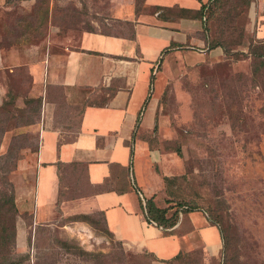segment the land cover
Instances as JSON below:
<instances>
[{"label":"rangeland","instance_id":"rangeland-1","mask_svg":"<svg viewBox=\"0 0 264 264\" xmlns=\"http://www.w3.org/2000/svg\"><path fill=\"white\" fill-rule=\"evenodd\" d=\"M240 1L223 0V10L229 11L222 13L224 23L208 18L207 11L202 19L208 38L223 29L229 54L204 61L186 59V51L200 53L194 45L159 58L149 90L154 99L152 126L134 132L144 147L141 163L156 177L152 201L169 212L182 203L204 211L219 227V251L194 248L173 259H159L128 248L108 231L100 214L90 213L86 220L80 214H65L59 206L62 188L51 220L32 223L28 215L16 214L11 257L0 259V264H264V64L255 72V61L242 54L264 38L255 36L256 0L242 12ZM113 3L0 0V48L22 56L29 53L37 60L48 38L107 27L128 33L122 19L112 16ZM11 69L6 83L14 105L6 107L8 113L0 110L4 128L19 125L25 98H36L27 92L26 65ZM29 135L13 141L18 155L9 158V168L18 158L30 163L24 149L31 154L37 143ZM19 161L7 174L13 189L26 169L18 168Z\"/></svg>","mask_w":264,"mask_h":264},{"label":"crops","instance_id":"crops-1","mask_svg":"<svg viewBox=\"0 0 264 264\" xmlns=\"http://www.w3.org/2000/svg\"><path fill=\"white\" fill-rule=\"evenodd\" d=\"M205 2L115 0L110 12L128 33L107 27L48 38L37 60L0 48V105L10 96L6 76L20 64L30 76L28 95L40 99L35 121L5 128L0 141L3 152L6 136L30 134L37 143L31 154L24 149L30 163L18 158L11 164V173L17 161L18 168H26L14 181L18 217L26 214L32 223L51 220L63 188L59 206L65 214L101 212L105 227L128 248L159 259L194 248L219 251L220 231L202 210L179 212L169 228L147 219L144 201L155 190L156 177L141 163L144 147L134 139L139 127L146 130L153 123L149 90L159 58L194 45L200 53L186 51V59L223 56L220 47L207 49L199 34ZM255 4V36L264 38V0Z\"/></svg>","mask_w":264,"mask_h":264},{"label":"trees","instance_id":"trees-1","mask_svg":"<svg viewBox=\"0 0 264 264\" xmlns=\"http://www.w3.org/2000/svg\"><path fill=\"white\" fill-rule=\"evenodd\" d=\"M250 2L251 0L240 1L238 6L241 7V12L247 10ZM222 5H223V0H207V2L201 4L200 6L199 9L200 17H202L204 14L206 17V11H207L208 18L214 17L215 20L224 23L225 22L224 17L229 13V11L223 10ZM222 13H224L225 15L222 16ZM206 29H207L206 27L202 28L203 37L205 39L207 49L220 46L222 47L223 54L225 56L229 54L230 52L228 48L229 44H227V41L221 37L223 33V29L219 31L220 32L219 35H214V37L212 38H208V36L204 34ZM240 42L241 41L238 42L233 41L231 42V44H237ZM242 54L249 55L252 61H255L254 70L255 72H257L260 66L264 64V60H263L264 39H259L256 40L254 43L249 44L247 52L246 53L242 52ZM24 104H26V107L23 108L24 114L20 113L19 125L29 124L34 122L37 115L39 114V109H40L39 98H25ZM8 105L11 106L14 105V99L11 97V95L8 97V99L2 102V104L0 105V110L8 113V110L6 109ZM5 120L6 119H3L1 121L2 126H0V141L5 129L4 128ZM20 135L23 134L11 135L6 151L4 153H0V159H2V163H0V259H2V261L9 260V258L11 257L10 253L12 249V243L15 238V218H16L17 210L14 202V189L11 182L8 180L7 174L10 171L8 165L9 158L18 155V149H17L18 147L13 148L12 143L16 139V137H20ZM196 209L197 208L195 207L188 206L187 204L182 203L180 206L175 208V210L170 215H167L166 208L156 206L151 198H147L144 201V210L147 219L149 221L154 222L158 226H161L162 228H169L172 225H174L178 219L179 212L192 211ZM96 214H100L104 221V217L101 212H98ZM79 217L85 220L89 219L88 214H80ZM209 220L217 226L215 221L211 219ZM179 254L180 252L168 259L176 258Z\"/></svg>","mask_w":264,"mask_h":264}]
</instances>
